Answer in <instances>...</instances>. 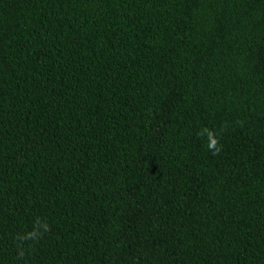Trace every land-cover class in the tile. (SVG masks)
Instances as JSON below:
<instances>
[{
  "label": "trees",
  "instance_id": "1",
  "mask_svg": "<svg viewBox=\"0 0 264 264\" xmlns=\"http://www.w3.org/2000/svg\"><path fill=\"white\" fill-rule=\"evenodd\" d=\"M0 264H264V0H0Z\"/></svg>",
  "mask_w": 264,
  "mask_h": 264
}]
</instances>
